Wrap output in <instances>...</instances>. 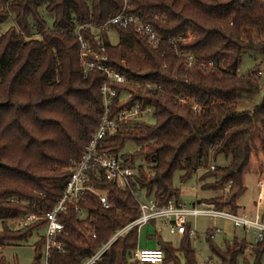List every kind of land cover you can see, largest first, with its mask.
Instances as JSON below:
<instances>
[{
    "label": "trees",
    "instance_id": "obj_1",
    "mask_svg": "<svg viewBox=\"0 0 264 264\" xmlns=\"http://www.w3.org/2000/svg\"><path fill=\"white\" fill-rule=\"evenodd\" d=\"M0 0V248L22 243L46 225L43 219L63 196L72 162L80 161L100 125L104 106L101 86L105 76L85 77L79 27H101L121 16H136L150 24L161 38L153 48L133 26L114 25L119 43L112 45L103 34L108 67L131 83H150L157 90L118 88L115 111L124 107L123 95L132 94L128 105L154 110V125L136 122L106 140L105 150L122 156L132 142L139 147L129 158L143 156L149 167L138 165L137 183L148 198L161 204L179 202L173 180L182 173L186 184L198 172L203 190L221 195L209 201L218 211L239 214V198L245 175L255 163L264 169V102L251 111L240 110L242 97L259 95L255 68L248 77L237 70L245 53L264 55V0ZM48 16V20L44 15ZM51 21V23L49 22ZM11 23L8 27H3ZM51 24L50 30L49 25ZM194 38L184 43L188 33ZM90 35V30L86 36ZM176 40V48L168 44ZM193 55L199 62L221 65L225 54L234 56L231 73L189 70L176 52ZM179 99L186 104L178 102ZM193 105L200 108L193 112ZM134 157V158H133ZM219 157L230 160L215 166ZM150 171L148 179L145 170ZM113 205L105 211L98 198L87 194L81 207L60 216L65 234L58 238L64 251L52 250L49 264H86L104 245L140 216L129 191L115 184L99 185ZM30 215L41 221L24 230H12L9 222ZM191 228L179 249L159 239L164 264H198L192 247ZM208 243L220 264H238L247 250L236 239L227 248ZM156 237V238H157ZM45 241L35 245L40 264ZM136 229L120 237L96 264H139ZM254 264H261L264 242L254 250ZM3 264V261L0 262ZM245 264L247 263L245 261Z\"/></svg>",
    "mask_w": 264,
    "mask_h": 264
},
{
    "label": "built area",
    "instance_id": "obj_2",
    "mask_svg": "<svg viewBox=\"0 0 264 264\" xmlns=\"http://www.w3.org/2000/svg\"><path fill=\"white\" fill-rule=\"evenodd\" d=\"M128 5V0H125ZM114 25L128 28L133 26L141 35L147 38L153 48H159L161 38L156 30L143 19L136 16L121 15L112 19L109 23L101 27H79L75 32V37L80 47V62L85 77L92 72H99L105 76V80L101 86V95L103 98L104 112L99 127L95 131L93 138L86 148V151L80 161L72 162L70 167V178L67 181L63 196L56 204L54 209L47 213L43 218L46 222L44 226L46 233L44 235V253L42 260L44 264H49V258L52 250L56 249L60 252L64 251V246L58 241V238L65 234L64 224L61 222L60 216L69 210H74L78 216L85 218V211L81 205L86 202L87 194H92L98 198L100 205L105 211H110L113 205L109 201L106 194L100 189L99 185L104 182L115 184L120 190L129 191L136 200L140 216L127 225L123 230L119 231L111 241L104 245L102 249L86 264H96V262L104 255V253L114 244L120 237L127 232L136 229L140 237V232L151 223L160 222L165 228H169L178 236H184L188 228H191V237L195 236L192 229V219L199 217H210L214 219H224L231 222L235 229L242 230L245 234L253 236V244L247 250H253L258 244L264 242V170L259 173L258 187L259 194L256 201V213L253 217L247 215L234 214L228 210L218 211L214 206L200 203L188 207L180 202H169L167 205L161 204L160 200L153 197L148 198L146 191H142L137 183L138 164L131 165L129 158H123L119 155L110 154L105 150L106 140L119 131L134 126L136 122H145L149 124V119H154V110L150 107L142 108L138 104L129 106L128 102L132 98L131 93L123 95L122 100L124 107L115 111V99L119 96L118 88L132 86L137 90H157V87L150 84L131 83L125 76L111 70L108 67L109 59L105 55L106 47L103 41V34L110 33L111 27ZM90 30V35L86 36ZM194 36L189 32L186 39H181L187 43L192 41ZM168 44L176 48V40L169 39ZM176 55L184 61L185 67L189 70H207V71H226L231 73V67L225 68L222 61L221 65L206 64L199 62L193 55L176 52ZM240 68L236 71L240 77ZM261 75V72L258 76ZM256 76V82H259ZM244 77H248L244 76ZM178 102L186 104L183 99ZM200 108L193 105V112L199 113ZM215 166H211L209 171H214ZM144 194L145 199L142 201L140 195ZM34 215L22 217L14 221L18 230L28 229L30 226L41 221ZM16 229V230H17ZM221 231L213 229V238ZM134 261L139 264H164L165 255L160 248H140L138 247L134 253ZM209 264H212L209 262Z\"/></svg>",
    "mask_w": 264,
    "mask_h": 264
},
{
    "label": "rangeland",
    "instance_id": "obj_3",
    "mask_svg": "<svg viewBox=\"0 0 264 264\" xmlns=\"http://www.w3.org/2000/svg\"><path fill=\"white\" fill-rule=\"evenodd\" d=\"M44 17L45 19L48 18L46 14L44 15ZM49 22L51 23V21ZM10 24L11 23H8L3 27H8L10 26ZM50 28L51 24L49 25L48 29L50 30ZM109 35L112 45H117L119 43L118 34L115 31H110ZM241 61L242 64L239 67V72L242 76L249 75L255 68H259L261 72V75L258 76V79L259 83L262 86L263 92L259 95L244 96L240 101V110L251 111L254 106L264 102V55L256 53H245L242 55ZM233 64H235L234 56L231 54H225L223 66H225V68H233ZM148 121L151 125H154L155 123L154 119H149ZM138 150L139 147L136 144L129 142L125 146V149L123 150L121 155L133 156ZM145 160L146 159L143 156H137L135 158V163L138 165H143L146 168L147 165L145 163ZM228 163H230V160H225L224 157H219L217 161L213 163V165L218 167H224L228 165ZM147 168L149 167L147 166ZM257 168L258 167H256L255 163H253L245 175V190L239 198L240 212L238 213L240 215H242L244 209L245 214H247V216L249 214V216L252 217L253 214L256 213V207L254 206V203L256 201V198H258L259 194L258 177L259 173L264 170L263 169L259 171ZM145 172L147 178L149 179L151 177L150 171L146 169ZM201 175L202 173L198 172L186 184H183L181 182V177L183 176L182 173H177L175 175L173 185L175 189L180 191V203L188 207H192L193 205L199 204V202L214 206L209 200L211 198H217L221 194L212 190H203V184L199 180ZM140 199L144 201V194L140 195ZM10 223L11 222L8 223L9 228L15 231L17 227L15 226V224ZM191 223L192 229L195 232V236L191 237L192 247L196 252L198 264H209V262H211L212 264H220L217 258L212 256L208 243L209 234L210 232H213V229H218L219 231H221L220 234H216L213 243L224 250L227 248L228 245L232 244L235 238L244 237L245 234L242 230L235 229L231 222L224 219L199 217L196 219H192ZM1 231L2 222L0 221V232ZM45 233L46 228L42 227L34 231L32 235L28 238V240H26L25 242L10 244L0 248V262L3 261V264H34V261L36 260L35 245L42 237H44ZM155 235H159V237L162 238V241L171 244L174 249H179L183 240L182 236L176 235L175 232L171 229L165 228L160 222H156L149 224L140 232L139 247L151 249L158 248L159 239L157 236L156 238ZM149 237L152 238L149 239ZM246 237L248 239V242L253 241V236L251 234H246ZM236 240L239 243H246L244 239ZM179 258L181 264H184L183 258ZM245 261L247 263L254 264V254L252 252H246L242 259L239 260L238 264H245ZM40 264H44L42 258L40 260ZM261 264H264V256L262 258Z\"/></svg>",
    "mask_w": 264,
    "mask_h": 264
},
{
    "label": "crops",
    "instance_id": "obj_4",
    "mask_svg": "<svg viewBox=\"0 0 264 264\" xmlns=\"http://www.w3.org/2000/svg\"><path fill=\"white\" fill-rule=\"evenodd\" d=\"M258 169V168H257ZM256 201H257V198H256ZM256 201H255V203H254V206L256 207ZM240 206V205H239ZM242 208V207H241ZM243 211V210H242ZM239 212H240V210H239ZM242 215H247V214H245V209H244V212H242ZM255 215V213L253 214V216ZM248 216H249V214H248ZM252 216V217H253ZM250 217V216H249ZM11 224V223H10ZM176 234V233H175ZM248 235V234H247ZM150 238H152V237H149V239ZM235 239H244L245 241H246V243H247V248L249 247V246H251L252 244H253V241L252 242H248V239H247V237H246V234H244V237H241V238H235ZM159 248V247H158ZM254 250V249H253ZM253 250H246V252H252L253 253ZM246 259H248V258H246Z\"/></svg>",
    "mask_w": 264,
    "mask_h": 264
},
{
    "label": "water",
    "instance_id": "obj_5",
    "mask_svg": "<svg viewBox=\"0 0 264 264\" xmlns=\"http://www.w3.org/2000/svg\"><path fill=\"white\" fill-rule=\"evenodd\" d=\"M199 204H200V202H199Z\"/></svg>",
    "mask_w": 264,
    "mask_h": 264
}]
</instances>
